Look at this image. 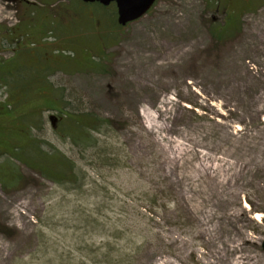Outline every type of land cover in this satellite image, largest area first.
Masks as SVG:
<instances>
[{"label": "rangeland", "instance_id": "1", "mask_svg": "<svg viewBox=\"0 0 264 264\" xmlns=\"http://www.w3.org/2000/svg\"><path fill=\"white\" fill-rule=\"evenodd\" d=\"M262 1L159 0L115 31L98 3L0 0V169L21 174L0 182V264H210L246 239L264 264ZM55 107L108 119L100 148L63 140ZM31 135L73 186L37 171Z\"/></svg>", "mask_w": 264, "mask_h": 264}, {"label": "trees", "instance_id": "2", "mask_svg": "<svg viewBox=\"0 0 264 264\" xmlns=\"http://www.w3.org/2000/svg\"><path fill=\"white\" fill-rule=\"evenodd\" d=\"M95 65L97 66V63H95ZM8 105L10 106L9 103L5 104L6 107H8ZM57 111L61 115L58 133L63 140L68 139L73 146L81 148L82 151H86V153L89 149L96 151L100 148L102 140L100 135L103 134L106 127L110 126L108 125L110 123L108 119L89 112L68 109H58ZM31 139L33 141L32 145L36 148L35 159L39 164V169H37V171L43 177L54 182L61 184L69 183L73 186L75 183L74 179L77 175L76 171L78 169L76 162L65 156L52 145L44 149L41 146L42 141L34 137H31ZM10 162L13 165L10 163L11 165L9 164L6 167L8 172L6 171V173H4V169H0V182L4 187L13 186L19 183L21 179L18 167L12 161ZM5 228L7 227L5 226Z\"/></svg>", "mask_w": 264, "mask_h": 264}, {"label": "water", "instance_id": "3", "mask_svg": "<svg viewBox=\"0 0 264 264\" xmlns=\"http://www.w3.org/2000/svg\"><path fill=\"white\" fill-rule=\"evenodd\" d=\"M84 2L99 1L105 5L115 1L117 5L118 22L125 25L144 15L153 4L154 0H83ZM264 248V239L262 241Z\"/></svg>", "mask_w": 264, "mask_h": 264}, {"label": "flooded vegetation", "instance_id": "4", "mask_svg": "<svg viewBox=\"0 0 264 264\" xmlns=\"http://www.w3.org/2000/svg\"><path fill=\"white\" fill-rule=\"evenodd\" d=\"M159 1V0H158ZM263 2L261 1H257V0H222V7L224 10H229L232 12H236L239 11V16L242 15L245 12H250L252 11L254 8H256L259 3ZM157 3V0L154 2V5ZM101 8H105V10H110L112 12V24L113 27L116 29L117 28H121L122 26H120L117 23V9H116V4L114 2L110 3L107 6H102L99 5ZM216 10H219V7H215ZM224 10H222L223 12H225ZM239 20V18H238ZM101 23V20H98ZM128 24H126L125 26H127ZM123 26V27H125Z\"/></svg>", "mask_w": 264, "mask_h": 264}, {"label": "bare ground", "instance_id": "5", "mask_svg": "<svg viewBox=\"0 0 264 264\" xmlns=\"http://www.w3.org/2000/svg\"><path fill=\"white\" fill-rule=\"evenodd\" d=\"M262 119L264 121V116ZM253 217L258 220L261 217V215L259 212H255ZM210 233H212V230L210 231ZM246 243H249L248 239L242 241V243L233 245L230 248V252H232L233 255L232 260H225L223 259V256H220L218 261L215 262L211 261L210 264H219V263L223 264V261H225L224 264H258L254 255L246 254L244 252V245H246Z\"/></svg>", "mask_w": 264, "mask_h": 264}]
</instances>
